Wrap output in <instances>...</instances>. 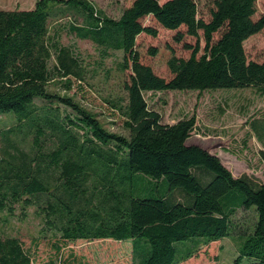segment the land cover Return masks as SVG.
Returning a JSON list of instances; mask_svg holds the SVG:
<instances>
[{
  "label": "trees",
  "instance_id": "trees-1",
  "mask_svg": "<svg viewBox=\"0 0 264 264\" xmlns=\"http://www.w3.org/2000/svg\"><path fill=\"white\" fill-rule=\"evenodd\" d=\"M257 1L213 0L208 22L197 18L195 0H133L117 19L88 0H39L32 10H0V115L15 121L0 133V213L12 216L19 208L25 216L34 208L41 233H52L57 253L77 240H113L130 243L132 264H179L233 233L237 209L252 208L257 219L251 233L239 237L233 264H264V182L234 178L216 156L186 144L194 117L163 124L144 98L162 91L264 92V62L248 61L243 48L264 29V12L252 19ZM71 12L82 22H71L67 31L92 42L101 60L110 51L123 54L119 69L130 71L126 97L113 108L126 136L105 131L71 97L49 92L56 78L70 89L71 79L85 74L79 56L49 30L50 18ZM148 17L196 39L194 46L185 45L191 51L187 59H168L170 79L141 63L135 50L139 35H157L142 24ZM215 33L220 36L213 41ZM183 36L179 32L174 39L180 43ZM55 103L76 121L63 117ZM66 123L83 129L84 136ZM28 137L26 151L21 143ZM259 156L264 164V151ZM174 192L181 198L174 199ZM0 264H34V258L19 238L4 237Z\"/></svg>",
  "mask_w": 264,
  "mask_h": 264
},
{
  "label": "rangeland",
  "instance_id": "rangeland-1",
  "mask_svg": "<svg viewBox=\"0 0 264 264\" xmlns=\"http://www.w3.org/2000/svg\"><path fill=\"white\" fill-rule=\"evenodd\" d=\"M38 1L0 0V10L28 11L32 10ZM88 1L114 19L119 18L121 12L133 2ZM165 1L167 0H158L160 4ZM195 2L198 8L197 18L208 22L213 0ZM255 9L252 19L257 21L264 12V0H258ZM71 22L81 23L82 18L74 12L67 16L52 17L49 30L51 34L56 32L60 36V43L72 48L79 56L85 67V74L82 80L72 78L70 89L65 88V79L56 78L48 86L49 92L71 97L83 110L94 115L105 131L126 136L122 126L123 118L113 108L119 100L126 97L123 85L130 71L119 69L123 54L121 51H110L109 57L101 60L92 42L78 39L67 31ZM142 24L155 28L157 35L151 37L141 34L136 38L135 50L140 62L150 66L156 75L170 79L168 59L173 55L187 59L191 51L187 50L185 45L194 46L196 39L185 35L184 28L177 31L163 29L151 17L142 20ZM179 32L184 35L180 43L174 39ZM219 36L220 33H215L213 41ZM199 44L201 54L204 47L202 32H199ZM243 48L248 61L264 62V29L245 40ZM144 98L149 109L159 113L163 124L172 125L181 119L194 117L195 128L186 144L198 146L216 156L234 178L247 176L256 185L264 182V164L259 156L260 151H264V92L259 93L253 88L202 92L162 91L147 92ZM36 102L41 104L40 100ZM53 107H57L63 117L70 115V110L57 103L53 104ZM70 118L73 119V115H70ZM14 124L11 116L0 115V133ZM66 124L80 137L84 136L83 129ZM42 143L46 145L48 142ZM21 145L26 151L29 150L30 138H25ZM1 146L0 143V148ZM172 197L177 200L181 198L178 192H174ZM20 212L17 208L12 216L0 213V238H19L24 248L31 251L34 264H132L131 245L128 242L77 240L63 246L57 253L52 246V233H41V219L35 214L34 208H28L25 216ZM256 219L254 209H237L232 217L235 227L233 233L230 231L229 236L201 246L191 258L179 264H233L238 257L241 242L239 237L243 239V233H251ZM246 262L243 260L242 263Z\"/></svg>",
  "mask_w": 264,
  "mask_h": 264
}]
</instances>
